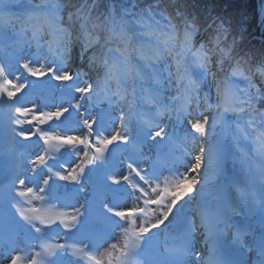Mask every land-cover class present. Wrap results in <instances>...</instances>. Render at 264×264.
I'll list each match as a JSON object with an SVG mask.
<instances>
[{
	"label": "snow or ice",
	"instance_id": "obj_1",
	"mask_svg": "<svg viewBox=\"0 0 264 264\" xmlns=\"http://www.w3.org/2000/svg\"><path fill=\"white\" fill-rule=\"evenodd\" d=\"M42 2L48 7L20 22L21 39L14 45L18 52L25 43L37 48L32 57L18 60L26 76L21 73L13 78L12 65L0 62V101L15 105L14 117H26L43 112L58 99L56 110L44 115L63 120L76 113L81 126L88 129L86 139L78 142L87 145V160L78 171L59 179L82 185L81 177L90 173L91 192L78 206L72 205L71 214L58 213L51 222L59 220L57 227L72 233L92 264H103L91 253L105 246L110 247L108 264H157L154 259L138 257L142 253L151 257L161 233L166 241V264H264V56L253 60L250 52L240 50L235 36L223 46L232 33L223 21L214 33L197 40L196 17L173 7L176 0H154L137 12L131 8L117 11L110 5L102 20L84 14L85 47L95 44L100 33L115 47L91 57L89 66L97 68L96 79L83 80V73L73 75L67 70L66 29L57 23L63 3ZM81 14L82 10L72 12L69 18ZM15 23L11 14L0 12V35ZM137 27L142 31L136 33ZM27 32H31L30 41L24 36ZM45 32L52 36L48 41L52 59L41 61L40 37ZM136 35L150 39L134 40ZM133 55L137 63L132 62ZM212 55L219 57L216 64L221 73L219 77L211 73L214 95L205 90ZM225 58L228 72L223 68ZM162 62L166 75L157 70ZM68 89L70 95L65 94ZM36 96L44 102L36 109L22 111L16 104L21 98L28 104ZM14 123L19 127L25 121L14 119ZM80 191L88 190L77 188L69 194L70 201ZM17 196L44 199L31 189ZM153 206L158 214L144 222L142 217ZM18 211L23 222L7 231L2 227L6 218L0 217V264H47L38 261L40 253L34 246L25 249L16 241L19 223L42 237L45 229L38 225L50 226L49 222L30 215L38 211L35 208ZM257 211L259 234L248 219ZM235 216L243 219L236 221ZM169 228L176 230L170 233ZM116 229L125 234L122 244L114 235ZM197 229L202 230L207 251L196 248ZM229 233L230 238L222 239ZM247 236L252 237L250 243ZM54 247L63 250L67 246Z\"/></svg>",
	"mask_w": 264,
	"mask_h": 264
},
{
	"label": "rangeland",
	"instance_id": "obj_2",
	"mask_svg": "<svg viewBox=\"0 0 264 264\" xmlns=\"http://www.w3.org/2000/svg\"><path fill=\"white\" fill-rule=\"evenodd\" d=\"M257 2V1H256ZM258 3V2H257ZM258 5H260L258 3ZM258 16H259V12H258ZM12 33H10L11 35V39L14 40L15 42L18 41L19 39H21V36L19 34V30L13 29L11 31ZM25 38L27 40H31L28 32L24 34ZM68 44V48L69 51L66 53L67 57H68V64H67V70L69 72H71L73 75L77 74V73H83L82 79L83 80H91V81H95L96 76H97V68L96 67H90V60L92 56H99L95 54L94 50L91 51H85L81 46L78 45L77 43V38L74 37L73 39H70ZM40 56L39 59L41 61L44 60H51L52 56L48 51V48L45 47L46 43L43 42L42 39H40ZM37 52V48L35 46V44H28L25 43L23 46V49L21 51H17V49L15 48V53L18 57V60L20 58L23 59H28L30 57H32L34 54H36ZM164 68H160V72L164 75H166V73L163 72ZM171 71H173L171 69ZM23 73V69H19L18 67V63L12 68V72L11 74L13 75V78H15V75H19ZM26 76V73H23ZM28 80H32L33 78L31 77H27ZM0 83H2V81H0ZM213 78L212 75L208 76V80L207 83L205 84V90H211L213 95L214 92L212 90L213 88ZM66 95H70V89L66 90L65 92ZM57 97H59V91L57 92ZM6 98V97H5ZM4 98V99H5ZM58 99L56 100H52L48 105H46L44 107V111H36L35 114H29L26 117H24V121L25 122H29L30 124H32V129H31V133L30 136H36V131L37 128L40 124H44L47 127H49V129L52 131L50 137L48 139H44L43 142L41 143L42 147L39 146L37 148H35L34 150V154H35V159L34 161L28 166V168H26L25 172L22 173V180L24 181V183L22 184L24 189L27 190L31 189L34 193L41 195V196H45L44 190L45 188L48 186L49 184V180L52 177V171L51 169H48L46 166V163L44 164L45 159L43 158V149L47 150V148L50 146V144H53V148H57L62 150L64 156L66 157V159L68 160L67 162V169L63 171L62 176L63 175H67L73 171H78L82 165H84L85 161L87 160V157L85 156V151H87V145H81L80 143H78L79 141H82L84 139H86V134L88 133V129L83 128L81 126L80 120L81 117L76 114V113H72L69 115H75L77 117V122L75 124V128L73 129V131L71 133L68 134L67 137L63 136V129H62V123L63 121L69 116H67L65 119L63 120H57L54 117L49 119L47 116L44 115V112L47 111H55V104L58 103ZM67 102V101H65ZM44 103L42 102L41 98L39 96H36L34 98V100L28 104H26L24 110L26 111L27 109H36L37 105H43ZM100 107H107L106 104H102ZM9 109V108H8ZM99 109H97L96 111H98ZM1 111V109H0ZM210 114V113H208ZM118 115V112H117ZM167 122V121H166ZM9 125V124H8ZM9 127V131H11L12 125L8 126ZM33 131V132H32ZM14 133V132H13ZM20 132L17 131L15 133V140H18V138H20ZM24 139V138H23ZM216 137H213V140H215ZM225 144H229L230 140H225L224 141ZM199 143L197 144V148H199ZM81 147L84 148L83 151H81ZM145 151L147 152L148 149L145 148ZM196 154H199V152L197 151ZM89 157H91V153L89 152ZM228 167H231V164L228 165ZM6 171V165H5V159L0 155V175ZM181 171H183V169H181ZM125 174H127V171H125ZM195 175V174H193ZM91 174H85L81 177V179L83 180V184L82 185H78L76 183H73L71 181L65 182L62 181V183H60L58 185V191L61 192V194L65 195L67 193H69L71 190L73 189H77L79 187H82L84 189H89V185H90V181H91ZM40 181V182H39ZM129 191H131V189H129ZM84 191H80L79 195H78V199H76L75 201V205L78 206L79 204V198L81 197V194ZM31 198V197H30ZM32 203L37 206L39 208V203L41 200H31ZM74 210L71 207L65 208L61 211H59V213L61 212H65V213H69L71 214ZM54 211L50 212L52 214V218L56 216V213H53ZM55 214V216H54ZM157 211L155 209V207L153 206V208H150L148 210V215H145L144 217H142L144 222H150L152 220H154L155 216L157 215ZM51 218V220H52ZM235 218L239 221H241L243 219V217L241 216H235ZM250 223L252 224H256V218H255V214L251 215L249 218ZM50 220V221H51ZM56 222H59V220H55ZM139 223V222H137ZM63 228V226H61ZM163 228V226H161ZM176 229L174 228H169L168 231L170 233L174 232ZM155 231H159V230H155ZM19 235L17 237V241L16 243L20 246H23L25 249H29V248H33L34 246V238L33 236L30 234L29 228H27L26 226H22L20 227V231H19ZM115 236H119L120 237V243H123V240L125 238V234L123 232H121L120 229H116ZM195 237H196V248L199 251H207L206 246L203 243V235H202V230L197 229V231L194 233ZM161 242H162V246L163 243L165 245L166 241L164 239V235L163 233H161ZM230 238V236L228 237ZM226 238V239H228ZM246 240L250 243L252 240V237L250 238H246ZM116 240H112V243H115ZM34 251L38 252L36 250V248L34 247ZM110 251V247L105 246L102 247L99 251V253H97V258L101 259L103 261V264H108V260H107V252ZM40 256L37 258L39 262H47L46 257L44 256V254H42L41 252ZM3 253L0 252V255H2ZM251 256V254H249ZM44 257V259L42 258ZM43 259V260H40Z\"/></svg>",
	"mask_w": 264,
	"mask_h": 264
},
{
	"label": "trees",
	"instance_id": "obj_3",
	"mask_svg": "<svg viewBox=\"0 0 264 264\" xmlns=\"http://www.w3.org/2000/svg\"><path fill=\"white\" fill-rule=\"evenodd\" d=\"M14 2H21V6H24L22 13L20 14V21H23L28 15L41 12L48 7V5L44 4L42 0H6V3L4 4ZM168 2L171 3V0H168ZM133 3L134 0H67L66 3H63L64 10L57 23L60 28L66 29L64 36L68 38L71 35L70 28H74V26L80 21L83 24L85 23L83 18L84 14H87L90 18L102 20L105 13L109 10L110 5L114 6L117 11L122 8H131L132 12H137L140 8H146L154 3V0H135V7L133 6ZM4 4L0 5L2 6ZM66 6L73 10L72 12L82 10L80 18L72 17L69 19L68 24L63 23L62 14L64 13ZM173 7H180L182 10L186 11L189 16H195L196 23L200 28V34H204L205 37L208 33H214L216 25L223 21L225 25H229L232 29L229 39L222 42L223 46H227V44L231 42L232 36H235L240 44V50L242 52H250L253 60L264 56V41L257 38L259 33V5L256 0H176V5ZM128 18L130 19L131 17L129 16ZM162 23H166V21H162ZM205 29H207V33L205 32ZM241 29H243L242 38ZM134 31L139 33L142 29L137 27ZM262 33L264 34V27ZM136 37L148 38L142 35H136ZM99 40L104 42L105 39L103 33H100ZM80 43L85 45L83 30L81 31ZM106 47H115V45H109L107 42ZM218 58L217 55H212L215 69L217 68L216 61ZM228 64L229 60L225 58L223 65L224 71H229ZM241 86L243 87L245 85L241 84Z\"/></svg>",
	"mask_w": 264,
	"mask_h": 264
},
{
	"label": "water",
	"instance_id": "obj_4",
	"mask_svg": "<svg viewBox=\"0 0 264 264\" xmlns=\"http://www.w3.org/2000/svg\"><path fill=\"white\" fill-rule=\"evenodd\" d=\"M259 4H260V7H259V16H258V26H259V35L258 37L260 38H264V34L262 33V29L264 27V17L261 16V10L262 8H264V0H256Z\"/></svg>",
	"mask_w": 264,
	"mask_h": 264
},
{
	"label": "bare ground",
	"instance_id": "obj_5",
	"mask_svg": "<svg viewBox=\"0 0 264 264\" xmlns=\"http://www.w3.org/2000/svg\"><path fill=\"white\" fill-rule=\"evenodd\" d=\"M62 200V199H61ZM60 200V201H61ZM54 206H51V207H49L48 209H51L52 210V208H53ZM41 213H42V211H41ZM39 215H41V214H39ZM44 225H41V227H43Z\"/></svg>",
	"mask_w": 264,
	"mask_h": 264
}]
</instances>
